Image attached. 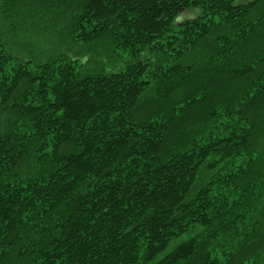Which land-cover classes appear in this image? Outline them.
<instances>
[{"label":"trees","instance_id":"trees-1","mask_svg":"<svg viewBox=\"0 0 264 264\" xmlns=\"http://www.w3.org/2000/svg\"><path fill=\"white\" fill-rule=\"evenodd\" d=\"M0 264H264V0H0Z\"/></svg>","mask_w":264,"mask_h":264},{"label":"rangeland","instance_id":"rangeland-1","mask_svg":"<svg viewBox=\"0 0 264 264\" xmlns=\"http://www.w3.org/2000/svg\"><path fill=\"white\" fill-rule=\"evenodd\" d=\"M245 1H248V0H238L239 3L241 2H245ZM198 9L197 8H192V9H189L185 12H183L176 20V23H181L189 18H192L194 17L197 13H198ZM105 59V64H107L109 61L106 59V58H103Z\"/></svg>","mask_w":264,"mask_h":264}]
</instances>
